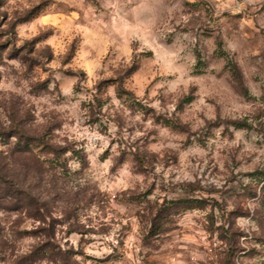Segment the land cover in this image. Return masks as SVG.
Wrapping results in <instances>:
<instances>
[{
  "label": "rangeland",
  "instance_id": "rangeland-1",
  "mask_svg": "<svg viewBox=\"0 0 264 264\" xmlns=\"http://www.w3.org/2000/svg\"><path fill=\"white\" fill-rule=\"evenodd\" d=\"M263 184L264 0H0V264H264Z\"/></svg>",
  "mask_w": 264,
  "mask_h": 264
},
{
  "label": "trees",
  "instance_id": "trees-1",
  "mask_svg": "<svg viewBox=\"0 0 264 264\" xmlns=\"http://www.w3.org/2000/svg\"><path fill=\"white\" fill-rule=\"evenodd\" d=\"M227 65H228V67H229V69L231 71V74L233 76V79H234L235 83L237 84V86L239 88H241V90L243 91V93H245V95H247L248 94V90H247V88L244 87L243 77H242V73H241V70H240L239 66L231 58H228ZM124 92H125V90L124 89H121V93H124ZM241 125L242 124H237L236 127H241ZM184 202L187 203L185 205L186 208L197 207V205L192 204V202H193L192 200H184ZM262 202L264 204V184L262 186Z\"/></svg>",
  "mask_w": 264,
  "mask_h": 264
}]
</instances>
